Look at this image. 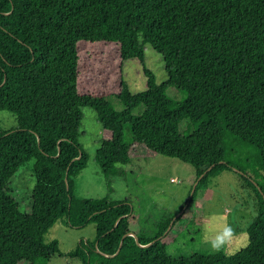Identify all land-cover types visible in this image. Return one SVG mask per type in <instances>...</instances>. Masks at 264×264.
Returning a JSON list of instances; mask_svg holds the SVG:
<instances>
[{
	"label": "trees",
	"instance_id": "trees-1",
	"mask_svg": "<svg viewBox=\"0 0 264 264\" xmlns=\"http://www.w3.org/2000/svg\"><path fill=\"white\" fill-rule=\"evenodd\" d=\"M148 46L163 60L162 82L146 65ZM133 60L146 78L141 92L125 79ZM84 107L102 126L96 162L106 177L159 155L191 165L196 179L213 166L167 234L174 215L148 234L129 200L75 196L73 178L88 162L78 141ZM0 112L18 123L0 130V264H264V0H0ZM184 119L189 135L179 132ZM227 134L259 153L258 179L241 175L257 196L249 244L233 255L171 257L167 248L195 224L197 191L233 171ZM59 220L94 224L95 241L63 253L45 241Z\"/></svg>",
	"mask_w": 264,
	"mask_h": 264
},
{
	"label": "rangeland",
	"instance_id": "rangeland-1",
	"mask_svg": "<svg viewBox=\"0 0 264 264\" xmlns=\"http://www.w3.org/2000/svg\"><path fill=\"white\" fill-rule=\"evenodd\" d=\"M146 57V65L155 73L157 81L165 80L167 75L161 56L148 46ZM124 73L132 92L145 90L146 78L138 61L128 62ZM168 94L177 101L185 99V94L175 88L168 89ZM108 101L117 111L124 110V105L116 98L110 97ZM144 110L145 106L141 105L134 111V115H140ZM82 114L78 141L88 162L86 168L73 178L75 196L94 200L107 198L110 202L129 200L148 234L155 232L157 221L172 215L174 220L187 205L192 187L197 181L195 169L178 159L159 155L150 159L132 160L126 166H118L117 170L122 175L106 177L96 162L103 134L101 123L89 107L82 108ZM17 127V119L13 114L0 112V130L10 131ZM179 132L181 135L193 133V126L188 119L181 121ZM131 140V131L126 128L125 141L130 143ZM224 147L225 160L234 166L233 171H224L211 181L208 188L197 191L195 224L189 225L177 237L176 243L167 248L171 257L218 251L233 255L249 244L248 228L256 216L257 196L241 175L246 172L258 179L255 169L260 163L259 153L254 147L245 146L230 134L225 137ZM30 174L29 170L25 171L27 177ZM95 238L94 224L71 228L59 220L46 234L45 241H59L61 251L66 254L75 250L79 242L93 243ZM51 264L76 263L68 258H56Z\"/></svg>",
	"mask_w": 264,
	"mask_h": 264
},
{
	"label": "water",
	"instance_id": "water-1",
	"mask_svg": "<svg viewBox=\"0 0 264 264\" xmlns=\"http://www.w3.org/2000/svg\"><path fill=\"white\" fill-rule=\"evenodd\" d=\"M212 167H213V166H211V167L208 169V171H209ZM208 171H206L204 174H202V175L197 179V181L195 182V184H194L193 187H192V192H191V195H190L189 200H188V202H187V205L185 206V208L183 209V211H182L179 215H176V217L174 218V220H175L177 217H179V216L185 211V209L187 208V206L190 204L191 198H192V196H193V194H194V192H195V190H196V187H197L199 181L204 177V175H205ZM66 181H67V178H66ZM174 220L170 223V225H169V227H168V229H167V231H166L165 234H167V233L171 230V228H172V226H173V224H174ZM130 236H133V237L135 238L136 242L139 244V238H138L136 235H134V234H130ZM124 238H125V236H124ZM124 238H123V240H124ZM123 240H122V242H121V244H120V247H119L118 252H119L120 249H121V246H122V244H123ZM152 243H154V241H153ZM152 243H150V244H148V245H146V246H149V245H151ZM139 245L141 246V244H139ZM118 252H117V253H118Z\"/></svg>",
	"mask_w": 264,
	"mask_h": 264
}]
</instances>
